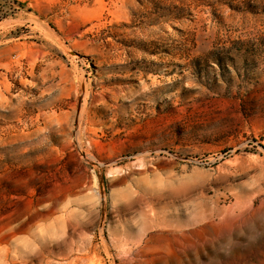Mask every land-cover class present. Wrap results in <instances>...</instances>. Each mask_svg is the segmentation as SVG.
Here are the masks:
<instances>
[{
  "label": "rangeland",
  "instance_id": "374dc122",
  "mask_svg": "<svg viewBox=\"0 0 264 264\" xmlns=\"http://www.w3.org/2000/svg\"><path fill=\"white\" fill-rule=\"evenodd\" d=\"M0 264H264V0H0Z\"/></svg>",
  "mask_w": 264,
  "mask_h": 264
}]
</instances>
